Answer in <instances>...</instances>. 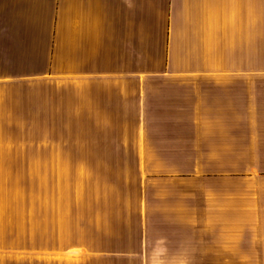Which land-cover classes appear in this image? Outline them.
Instances as JSON below:
<instances>
[{
  "label": "crops",
  "instance_id": "1",
  "mask_svg": "<svg viewBox=\"0 0 264 264\" xmlns=\"http://www.w3.org/2000/svg\"><path fill=\"white\" fill-rule=\"evenodd\" d=\"M0 264H264V0H0Z\"/></svg>",
  "mask_w": 264,
  "mask_h": 264
},
{
  "label": "rangeland",
  "instance_id": "2",
  "mask_svg": "<svg viewBox=\"0 0 264 264\" xmlns=\"http://www.w3.org/2000/svg\"><path fill=\"white\" fill-rule=\"evenodd\" d=\"M9 167L8 178L15 180H19L20 184L23 183L24 188L28 186V183L31 184V181L35 184L36 187L47 193L48 191L55 193L57 200L64 198V196L60 195L64 193L63 191L68 190L74 191L78 189L82 185V180L89 181L94 178L93 175L89 173L80 172V166L83 165H34L35 170L34 174L27 172V167L31 165H19L22 166L23 170L19 171V174L16 175L15 171L11 170V167L16 165H6ZM87 166V165H84ZM89 167L92 165H88ZM95 166V165H94ZM119 166L120 170H127V166L129 165H115ZM153 170H163L161 165H150ZM167 166V170H179V166L184 167L186 165H165ZM164 167V165H162ZM204 168V165H201ZM160 168V169H159ZM10 181V180H9ZM66 192V191H65Z\"/></svg>",
  "mask_w": 264,
  "mask_h": 264
}]
</instances>
